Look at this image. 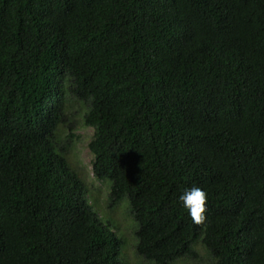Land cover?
Listing matches in <instances>:
<instances>
[{"label": "trees", "instance_id": "1", "mask_svg": "<svg viewBox=\"0 0 264 264\" xmlns=\"http://www.w3.org/2000/svg\"><path fill=\"white\" fill-rule=\"evenodd\" d=\"M78 122L136 256L264 264V0H0V264L142 263L71 172Z\"/></svg>", "mask_w": 264, "mask_h": 264}, {"label": "rangeland", "instance_id": "2", "mask_svg": "<svg viewBox=\"0 0 264 264\" xmlns=\"http://www.w3.org/2000/svg\"><path fill=\"white\" fill-rule=\"evenodd\" d=\"M81 103L74 102L69 109H71V113L73 111H76L81 107ZM69 124V120L64 122V130L62 127V132L66 134V127ZM74 131L77 133V139L73 137V140L78 142L77 144V149L80 150L79 154L77 156H73L71 161L73 162L74 166H76L77 170L80 172L81 176H84L88 182V184L94 189V195L96 199L98 200L97 203L100 206V208H103L105 210V213L109 214L112 216V218L117 222L120 223L122 227H119L120 232H124L126 236V240L128 242V246L123 249V253L126 257L129 259L133 260V262L141 260V264H152L146 260H143L136 256L134 252V248L132 245L133 240V231H132V223H131V217L127 214L126 208L121 206L122 204H116L112 202V205H110V200H107V184L105 183H100L97 180L93 179V176L91 175V169L89 167V162L91 161V155L89 154L88 148L86 147V144L88 143L92 129L86 128L83 125H80L76 123ZM61 129V127H60ZM117 222V224H118ZM199 256L197 259H194L193 261H189L188 259H182L178 261H174L172 264H207L208 259L203 255V251L201 248H198Z\"/></svg>", "mask_w": 264, "mask_h": 264}, {"label": "clouds", "instance_id": "3", "mask_svg": "<svg viewBox=\"0 0 264 264\" xmlns=\"http://www.w3.org/2000/svg\"><path fill=\"white\" fill-rule=\"evenodd\" d=\"M86 128H90L93 130V128L91 127H86ZM93 132V131H92ZM92 135V133H91ZM56 142V144L61 147L58 143L62 144V142H58V141H54ZM77 141H75V147L77 149ZM91 142V137L88 141V143L86 144V147L88 148L89 154L91 155V161L89 162V167L91 169V175L93 176L94 180L99 181L100 183H105L106 181L110 182V180H98L97 178H95L94 174H93V169H92V159H93V153L90 151L89 149V144ZM65 150V149H64ZM80 150H66V152H64L63 154L65 155L66 159H69L70 161H68V163L70 164L71 168L73 169V173H77L78 174V178L80 180V182L87 184L88 187L87 188V192L84 195V198L87 200V202L89 204H92L93 209L100 215L101 213H103V211H105L103 208H100V206L97 203V199L94 195V189L88 184L86 178L84 176H81L80 172L77 170L76 166H74L73 162L71 161L72 157L75 155L77 156L79 154ZM61 160V159H59ZM63 161V160H61ZM107 184L108 188H107V200H110L109 198V184ZM178 200L181 202L182 206L188 211V215L190 216L192 222L195 225H205L206 222V210H207V194L204 190H202L200 187L198 186H192L190 188H185L182 193L178 196ZM111 200H110V205H111ZM110 216V215H109ZM112 217V216H110ZM111 227V226H110ZM115 228H113L112 230H114ZM140 258V257H139ZM172 264V263H171Z\"/></svg>", "mask_w": 264, "mask_h": 264}]
</instances>
